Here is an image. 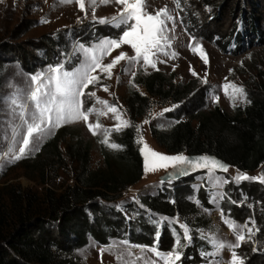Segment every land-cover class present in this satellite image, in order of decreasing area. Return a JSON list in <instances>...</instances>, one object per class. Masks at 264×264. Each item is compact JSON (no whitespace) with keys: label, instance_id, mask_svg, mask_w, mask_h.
Segmentation results:
<instances>
[{"label":"rangeland","instance_id":"rangeland-1","mask_svg":"<svg viewBox=\"0 0 264 264\" xmlns=\"http://www.w3.org/2000/svg\"><path fill=\"white\" fill-rule=\"evenodd\" d=\"M148 4L150 12L167 6L172 15L173 19L167 21L171 29L167 33L171 47L166 51L176 53L175 58L160 54L156 68L143 66L142 61L133 64L121 61L112 70L110 79L98 71L99 83L90 85L85 91L95 92L108 105L115 106L121 119L118 121L117 114L108 111L106 105L97 103L96 98L85 96V108L95 109L89 116V122L95 125L99 121L103 126L97 129L96 135L81 120L55 129L54 134L46 135L39 141L38 151H30L19 161L10 162V154L3 156L0 153V216L13 213V189L21 192L24 198L29 194L34 199L33 205H29L25 199L19 205L17 214L22 210L21 214L26 218L45 219L53 238L65 245L68 241L60 234L61 216L53 211L49 199L50 195L58 197L75 186L78 176L82 174L80 162L69 154V148L76 145L83 148L88 144L90 172L108 171L109 165L102 151L115 149L101 143L104 130L110 132L109 143L119 145V131L114 128L118 123L122 125L124 121H130L127 109L130 88L149 94L146 87L137 82L140 76L160 71L168 79L162 88L164 94L152 97L151 111L137 122L138 140L142 136L151 149L167 155L176 154L168 153L157 143L152 136L151 126L170 130L178 120H189L197 127L203 116L210 115L217 107L235 115L238 109L243 110L250 105L254 98L264 99V0H180L179 8L174 0H148ZM122 7L115 0H110L107 5L97 3L94 18L91 8L86 15L75 2L0 0V149L7 151L4 144L11 133V117L6 100L14 88L26 89L32 75L48 74L50 66L63 64L65 70L79 67L84 59L81 45L94 48L102 40L114 38L103 35L96 27H115L111 23L101 22L100 18L110 20ZM251 13L259 18L258 30H252V22L249 21ZM44 20L47 23L42 22ZM235 32L241 33V43L233 41L226 49H222L218 42L205 39V35L212 34L214 39L224 43ZM47 38L59 41L55 51L50 53L52 56L48 57L42 50ZM197 44L203 46L207 63L198 54L199 48L196 52L192 50ZM36 45H40V48H35ZM121 51L135 54L130 46L124 45L110 56H105L103 63H109ZM23 54L29 56L26 61ZM161 60L166 62L160 63ZM229 83L242 87L243 94L236 93L235 98L226 95L223 86ZM105 85L107 92L103 90ZM228 92L233 93V89L230 87ZM51 140L56 141V150L48 145ZM139 145L142 148L143 145ZM111 163L112 170L119 173L122 166L114 161ZM169 168L144 171L142 180L125 189L119 198H116L117 194L106 192L102 186L92 188L94 198L78 207L87 221L84 224L85 220H82L86 226L84 243L73 248L70 257L63 251L55 264H71V259L78 264H119L117 256L121 254H124L125 261H134L135 264H166L149 250L152 248L161 253L179 251L181 259L175 264H183L187 249L196 244L198 262L193 264H230L232 252L243 260V264H264V183L235 179L240 174L260 176L264 174V165L255 171H242L235 166L225 173H210L207 170L189 180L173 183L174 186H191L187 199L197 203L199 212L196 215L202 216L208 225L198 223L194 218L196 215L191 216L188 222L178 215L157 214L143 202L144 196L158 193L170 202L175 200V190L160 187L163 182L159 177ZM103 192L108 193L109 198L103 197ZM202 196L206 197L205 202L201 200ZM98 215H102L100 223L102 232L106 233L105 243L91 230V227H96ZM163 217L169 219L164 220ZM225 220L235 221L239 225L248 223L254 234L243 229L245 241L239 247L229 248L228 245L236 244L237 240L235 232ZM10 222L13 226H20V221L12 216ZM30 223L33 230L38 222L34 219ZM181 224L188 226L191 240L184 238ZM114 228L118 231L112 234ZM135 236L148 238L151 244L137 243ZM177 238L182 245L179 248L176 247ZM214 240L223 242L225 247L217 249ZM124 241L128 244L122 243ZM161 245L164 246L161 248ZM135 246H141L143 251ZM101 249H105L102 255ZM128 251L132 253L131 256L127 255ZM192 257L190 254L189 258Z\"/></svg>","mask_w":264,"mask_h":264},{"label":"trees","instance_id":"trees-1","mask_svg":"<svg viewBox=\"0 0 264 264\" xmlns=\"http://www.w3.org/2000/svg\"><path fill=\"white\" fill-rule=\"evenodd\" d=\"M250 15L249 21L252 22V30H258L259 18L253 13ZM96 30L103 35L117 38L122 29L111 25H98ZM231 35V38L224 43L214 39L212 34L205 35V39L218 42L222 49H226V46H229L231 42L241 43L242 41L240 32ZM45 44L46 46L42 50L48 57L52 56L50 53L55 51L59 41L47 38ZM35 48H40V45H36ZM22 57L24 60L29 58L27 54H23ZM137 82L144 85L149 94H143L130 88L127 109L132 126L123 127L117 133L119 145L122 146L120 149L113 151L103 149L102 155L106 164L109 165L108 171L90 172V148L88 144L83 148H79L77 145L69 148V154L80 162L82 174L78 176V183L75 186L70 187L58 197L50 195L49 199L53 211L61 216L60 234L65 236L68 242L64 245L53 238L46 227L45 219L26 218L21 214L22 210L17 214V209L22 201L27 199L28 204L33 205L34 199L29 194L24 198L21 192L13 189L11 191L14 203L13 213L0 216V264H55L58 255H61L63 251H66L70 257L73 248L84 243L86 227L84 224H87V221L78 207L94 198L92 188L102 186L106 192L117 194L116 198H119L125 189L142 180L145 167L144 157L140 151L141 146L137 142V122L151 111L152 97L164 94L162 88L168 79L162 72L156 71L147 76L138 77ZM151 132L157 143L171 154H214L242 171H255L264 165L263 98H254L250 105L243 110L238 109L235 115L217 107L210 115L203 116L197 127L189 120H178L170 130H160L151 126ZM48 145L56 150L55 140L49 141ZM112 161L122 166L119 173L112 170ZM186 180L189 179L180 181ZM190 190L191 186L189 185L177 186L173 202L168 201L159 193L158 195H146L142 200L157 214L170 217L178 215L190 222L189 218L199 212L197 203L187 199ZM108 193L103 192L102 196L109 198ZM201 198L205 202L206 197L202 196ZM10 216L19 220L20 226H13L10 222ZM101 216L96 217V227H91V230L94 231L95 235L102 238L100 240L102 243H105L107 242L106 233L102 232L101 229ZM194 218L198 223H206L202 216L196 215ZM34 219L38 223L32 230L30 222ZM82 220H85L84 224ZM116 231L118 229L114 228L111 233ZM134 238L137 243L151 244L148 238L142 236H135ZM166 242V247L169 248V242ZM162 246L164 245L160 247L162 248ZM197 247L196 244L187 249L183 264L198 262ZM190 254L193 256L192 259L189 258ZM69 262L78 264L72 259Z\"/></svg>","mask_w":264,"mask_h":264},{"label":"snow or ice","instance_id":"snow-or-ice-1","mask_svg":"<svg viewBox=\"0 0 264 264\" xmlns=\"http://www.w3.org/2000/svg\"><path fill=\"white\" fill-rule=\"evenodd\" d=\"M75 2L81 11L87 15L88 9L91 8L93 17L95 18V7L97 3L107 5L110 0H60V3L71 4ZM115 3L123 7L119 13L109 20V18H100L101 22L111 23L115 27L121 28V34L117 38H106L98 43L96 47H84L82 49L84 59L81 60L79 67L65 70L63 64L50 66L48 74L37 73L30 77V83L26 89L14 88V91L7 97L8 115L11 117L10 129L11 133L6 137L4 147L7 151L0 149L3 156H9L10 162L23 159L30 151H38L39 141L46 135L54 134L55 129L62 127L67 123H75L83 120L87 123L89 130L94 135L97 129L103 126L96 122L95 125L89 122L90 114L95 111L94 108H85L84 97H94L96 102L108 107V111L116 113V119H121L115 106L108 105V102L96 96L95 92H86L90 85L98 84L100 75L106 74V78H112V70L121 62L127 61L129 64L142 61L143 66H151L156 68V62L160 54L175 58L176 53H169L167 48L171 47V39L167 35L169 29L167 21L173 19L169 14L167 6L150 12L148 0H115ZM176 7H180V0H174ZM47 23L46 20L42 21ZM194 39V38H193ZM128 45L134 51V55L121 51L114 56L107 64L103 63L105 56H110L113 51ZM191 47V43L189 45ZM199 48L201 59L207 63V54L203 51V46L197 44L196 48H192L194 52ZM165 63L166 61H159ZM158 70V69H157ZM127 71V69H125ZM231 71V70H230ZM195 75L196 73L193 72ZM135 76V73H133ZM227 79V78H226ZM233 89V93H229V88ZM225 94L230 98H235V94H243L244 90L235 84H225L223 86ZM105 92L108 87L103 86ZM218 99V98H217ZM169 111V109H164ZM104 114V113H100ZM145 123H148L145 120ZM132 126L130 121H124L123 124H117L115 131H120L122 127ZM104 139L101 143L107 144L113 149H120L122 146L116 143H109L110 132L105 129ZM143 146L140 149L144 157L145 171H154L159 168L167 169L169 167L176 170L178 175H187L190 169H207L210 173L216 169L227 172L228 166L218 161L214 157L200 156L189 157L183 153L176 155H167L156 152L151 149L143 137L137 141ZM236 180H256L264 183V174L257 177H249L246 174H240L235 177ZM226 182V181H225ZM167 220L169 218L163 217ZM175 219V218H173ZM230 228L236 234L237 243L228 245L229 248L239 247L241 242L245 241L243 229H247L249 234H254L253 229L248 227V223L239 225L235 221L225 220ZM253 225L254 221H250ZM184 230V238L191 240L189 229L186 224H181ZM258 230V229H257ZM250 238V235H249ZM128 244L127 241L122 242ZM217 249L225 247L223 242L213 241ZM179 238L176 240V247L179 248ZM141 247V246H135ZM105 249H101V255ZM143 251V248L141 247ZM154 252L157 257L166 261V264H175L181 259V253L173 250L168 253H161L157 249H149ZM215 254V253H214ZM131 256L130 251L127 252ZM139 259V258H137ZM119 264H135L134 261H125L124 254L117 256ZM230 264H243V260L232 252V260Z\"/></svg>","mask_w":264,"mask_h":264},{"label":"water","instance_id":"water-1","mask_svg":"<svg viewBox=\"0 0 264 264\" xmlns=\"http://www.w3.org/2000/svg\"><path fill=\"white\" fill-rule=\"evenodd\" d=\"M186 156L189 157H200V156H209V157H214L215 159H217L218 161L222 162L223 164L228 166V170L230 169V167L232 166L229 162H227L226 160L218 157L217 155L214 154H209V153H203V154H186ZM227 170V171H228ZM207 171V169H190L187 175H178L176 170L173 168H169L168 170H166L160 177V181L162 182H169V181H179V180H183V179H188L191 178L199 173H203ZM216 172L219 173H225V171H222L220 169H216L214 170Z\"/></svg>","mask_w":264,"mask_h":264},{"label":"built area","instance_id":"built-area-1","mask_svg":"<svg viewBox=\"0 0 264 264\" xmlns=\"http://www.w3.org/2000/svg\"><path fill=\"white\" fill-rule=\"evenodd\" d=\"M173 183H177V182H174V181H170V182H167V183H162L160 185L161 188H166L167 190H175L177 186H179L178 184L176 186L173 185ZM164 184H167V185H164ZM172 184V185H171ZM132 186V185H131ZM130 187V186H129Z\"/></svg>","mask_w":264,"mask_h":264},{"label":"clouds","instance_id":"clouds-1","mask_svg":"<svg viewBox=\"0 0 264 264\" xmlns=\"http://www.w3.org/2000/svg\"><path fill=\"white\" fill-rule=\"evenodd\" d=\"M180 181V180H179ZM170 182V181H169ZM174 182H178V181H174ZM164 183V182H163ZM166 183V182H165Z\"/></svg>","mask_w":264,"mask_h":264},{"label":"crops","instance_id":"crops-1","mask_svg":"<svg viewBox=\"0 0 264 264\" xmlns=\"http://www.w3.org/2000/svg\"><path fill=\"white\" fill-rule=\"evenodd\" d=\"M145 175V174H144Z\"/></svg>","mask_w":264,"mask_h":264}]
</instances>
